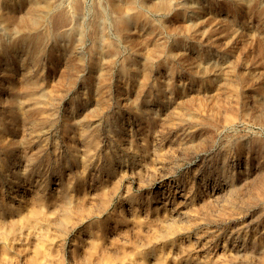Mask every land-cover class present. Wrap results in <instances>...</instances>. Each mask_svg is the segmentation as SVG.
<instances>
[{"label": "rangeland", "instance_id": "374dc122", "mask_svg": "<svg viewBox=\"0 0 264 264\" xmlns=\"http://www.w3.org/2000/svg\"><path fill=\"white\" fill-rule=\"evenodd\" d=\"M51 1L57 9L39 10L36 21L52 32L42 52L31 46L21 55L18 32L0 29L1 42L15 43L0 52V199L25 210L41 194L50 210L61 209L62 185L79 175L69 204L81 214L62 227L60 217L48 228L18 224L24 235L30 232L28 240L15 241L10 254L0 243V264H30L45 231L51 255L38 264H155L161 248L170 254L167 264H264V195L256 192L264 186V154L256 142L264 140V0H161L168 3L164 11L154 8L159 0H133L151 21L134 22L126 32L107 0H75L66 21L53 18L61 7L70 9L69 0ZM150 30L159 46L154 54L144 42ZM102 32L116 53L97 88L91 44ZM52 45L64 53L50 58ZM130 57L138 68L121 75L116 67ZM26 81L50 91L43 109L54 116L51 124L44 123L43 109L24 101ZM11 93L21 108L5 103ZM91 135L97 143L89 146ZM6 217L1 213L0 222Z\"/></svg>", "mask_w": 264, "mask_h": 264}, {"label": "bare ground", "instance_id": "6f19581e", "mask_svg": "<svg viewBox=\"0 0 264 264\" xmlns=\"http://www.w3.org/2000/svg\"><path fill=\"white\" fill-rule=\"evenodd\" d=\"M55 1V0H54ZM58 1V0H57ZM62 1V0H61ZM75 0H69L70 4H69V8L70 9H64L61 7V9L57 10V14H55V17L53 19L58 20V21H66L69 19L70 13L71 11L73 12L75 10V6L73 5ZM108 2H111L112 6L114 9H116V12L119 14L117 15L116 18V23L118 25L119 31H129L130 28L132 27L131 24L134 22H146V21H151V18L149 17V15H147L145 13L144 10H142L138 5L133 3V0H107ZM242 1V0H241ZM64 2V1H63ZM168 2V0H167ZM166 1H161L159 0L158 2H156L154 4V8H156L157 10L162 9L163 11L167 9L168 7V3ZM67 3V1H66ZM65 3V4H66ZM89 3V2H88ZM175 3V2H174ZM244 4L249 5V0H243ZM55 3L51 0H0V24H1V28L3 31H8V30H12L15 32H18L16 39L17 41H19L22 46H21V55L27 54L28 50L30 49L31 46H34L36 49V52H42L47 45V40L50 39L51 37V28L49 27L48 24L43 25L41 28H37V24L36 21L39 18L40 14H39V10L42 9H53L56 8ZM80 4V3H79ZM78 4V5H79ZM82 4V3H81ZM110 4V3H109ZM153 4V2H152ZM187 4V3H186ZM194 4V3H193ZM221 4V3H220ZM61 5V4H60ZM4 6L5 10L2 9V7ZM77 6V4H76ZM149 6V5H148ZM153 8V5H150ZM226 6V5H225ZM65 7V6H64ZM68 7V6H67ZM80 7V6H79ZM147 7V6H146ZM95 8V7H94ZM150 8V7H149ZM259 8V7H258ZM57 9V8H56ZM82 9V8H81ZM103 9V8H102ZM170 9V7H169ZM182 9V7H181ZM80 10V9H78ZM88 10V9H87ZM105 10V9H103ZM113 11V9H111ZM149 10V9H148ZM155 10V9H154ZM226 10V9H225ZM249 10V9H248ZM253 10V9H252ZM54 11V9H53ZM82 11V10H81ZM106 11V10H105ZM126 11V13L124 12ZM156 11V10H155ZM168 11V10H167ZM172 11V10H171ZM115 12V11H114ZM115 12V13H116ZM124 12V14H122ZM230 12V11H229ZM234 12V11H233ZM247 12V11H246ZM48 14V13H47ZM91 14V13H90ZM106 14V13H105ZM150 14V13H149ZM247 14V13H246ZM102 15V12H101ZM107 15V14H106ZM105 15V16H106ZM113 16V15H112ZM152 16V15H151ZM253 16V15H252ZM114 17H116L114 15ZM232 17V16H231ZM258 17V16H257ZM256 17V18H257ZM102 18V17H100ZM97 18V19H100ZM264 18V17H263ZM47 19V18H46ZM226 19V18H225ZM96 20V19H95ZM199 20V19H198ZM101 21V20H100ZM168 21V20H167ZM190 21V20H189ZM48 22V21H47ZM68 22V21H67ZM109 22V21H108ZM191 22V21H190ZM235 22V21H234ZM61 23V22H60ZM103 23V22H102ZM187 23V22H186ZM53 24V23H52ZM67 24V23H66ZM63 24V25H66ZM100 24V23H99ZM106 24V23H105ZM168 24V23H167ZM195 24V23H193ZM54 25V24H53ZM57 25V24H56ZM61 25V24H60ZM264 25V24H263ZM68 26V25H67ZM87 26V25H86ZM131 26V27H130ZM183 26V25H182ZM216 26V25H215ZM61 27V26H60ZM66 27V26H65ZM110 27V26H108ZM194 27V26H193ZM207 27V26H206ZM59 29V27H56ZM82 28V27H81ZM176 28V27H175ZM214 28V26H213ZM76 31H78V38H82L81 37V33L80 30L78 28H74ZM184 29V28H183ZM189 29V28H188ZM53 30V29H52ZM115 30V29H114ZM54 31V30H53ZM116 31L117 28H116ZM209 31V30H208ZM213 31V30H212ZM237 31V30H236ZM86 32V31H85ZM183 32V31H182ZM216 32V31H215ZM117 33V32H116ZM77 34V33H76ZM85 33H83L84 35ZM142 34L138 32V36ZM12 35V34H11ZM87 35V34H86ZM210 35V34H209ZM212 35V34H211ZM220 35V34H219ZM89 36V35H87ZM85 37V36H84ZM91 37V36H90ZM95 41H92V49L91 52L93 54V57H95V62L93 63V67H92V72L98 76V84H97V88L99 87V82L103 81L106 77L107 74L109 72V68L111 65V61L114 60L115 58V51H116V47L112 42V39L110 36H107L105 34H101V40L97 37L94 36ZM93 37V38H94ZM126 37V36H125ZM136 38V37H135ZM155 34L153 31H148L146 33V35H144V42L145 43H149L150 48L148 49L152 54L157 53V49L155 43H153V41L155 40ZM210 38V37H209ZM134 39V38H132ZM207 39V38H205ZM211 39V38H210ZM77 40V39H76ZM100 40V41H99ZM135 40V39H134ZM142 40V39H141ZM209 40V39H208ZM85 41V40H84ZM87 41V40H86ZM180 41V40H179ZM6 42H1L0 41V52H6L5 50L8 49H12L15 45L14 42L12 43H7ZM78 42V41H77ZM116 42V41H115ZM139 42V40H138ZM49 43V42H48ZM134 43V42H133ZM136 43V42H135ZM51 44V43H50ZM86 44V43H85ZM118 45V43H117ZM121 45V44H120ZM159 45V44H158ZM70 46V45H69ZM80 46V45H79ZM135 46V45H133ZM162 46V45H161ZM118 48V47H117ZM121 48V47H120ZM76 49V48H75ZM79 49V48H78ZM86 49V48H85ZM143 49V48H142ZM193 50V49H192ZM49 56L50 58H52L54 55H60L61 53H64L63 50L61 49H57V47L55 45L50 46L49 49ZM85 51V50H84ZM143 52V51H142ZM146 53V52H145ZM180 53V52H179ZM169 54V53H168ZM174 54V53H173ZM177 54V53H176ZM182 54V53H181ZM125 55V54H124ZM72 57V56H71ZM74 57V56H73ZM76 57V56H75ZM80 57V56H79ZM117 57V56H116ZM154 57V56H153ZM194 58V57H192ZM71 59V58H70ZM182 59V58H181ZM180 59V60H181ZM223 59V58H222ZM69 60V59H68ZM75 60V59H74ZM120 60V59H119ZM140 60V59H139ZM130 61L131 62V66L132 69H130L127 65V62ZM158 61V60H157ZM210 61V60H209ZM68 62V61H67ZM74 62V61H73ZM78 62V61H77ZM113 62V61H112ZM215 62V61H214ZM213 62V63H214ZM174 63V62H173ZM187 63V60H186ZM206 63V62H205ZM65 64V63H64ZM79 64V63H78ZM201 64V63H200ZM117 65V64H116ZM173 66V65H172ZM203 68L206 67L205 64L202 65ZM223 66V65H222ZM63 66H61L62 68ZM82 67V66H81ZM66 68V67H65ZM117 70L121 75H128V74H132L131 72L135 71V69L138 68V63L137 60H135L134 58L130 57L125 59L124 61H121L118 65H117ZM67 69V68H66ZM143 69V67H142ZM21 70V69H20ZM60 70V69H59ZM260 70V69H259ZM31 71V70H30ZM81 71V70H80ZM71 72V71H70ZM165 72V71H163ZM217 72V71H216ZM206 73V72H205ZM21 74V73H20ZM59 74H61V72H59ZM67 74V73H66ZM71 74V73H70ZM244 74V73H243ZM248 74V73H247ZM246 74V75H247ZM252 74V73H251ZM133 75V74H132ZM178 75V73H177ZM60 77V76H59ZM169 77V76H168ZM78 78V77H77ZM67 80V79H66ZM22 81V80H21ZM63 81V80H62ZM74 81V80H73ZM14 82V81H13ZM200 82V81H199ZM228 83V82H227ZM21 84V83H20ZM19 84V85H20ZM219 84V83H218ZM56 85V84H55ZM171 85V84H170ZM200 85V84H199ZM235 85V84H234ZM22 86V85H21ZM24 86V101L29 103L31 106H34L36 109H43L44 107V103L47 100V97L50 96L48 89L44 88V86H42L40 83L36 82V81H30V82H25L23 84ZM190 86V85H189ZM218 86V85H217ZM19 87V86H18ZM50 87V85H49ZM54 87V86H53ZM106 88V87H105ZM54 89V88H53ZM168 89V88H167ZM52 90V89H51ZM62 90V89H61ZM185 90V89H184ZM179 91V90H178ZM60 92V91H59ZM177 92V91H176ZM250 92H254L253 90H250ZM176 94V93H175ZM249 94V93H248ZM54 95V94H53ZM59 95V94H58ZM171 95V94H170ZM171 97V96H170ZM20 98V97H19ZM16 97V95L14 93H11L9 95V97L6 99V104L9 105V107L13 108V109H18L21 108V101H19ZM22 98V99H23ZM121 98V97H120ZM168 99V98H167ZM183 99H181L182 101ZM258 100V99H257ZM160 101V100H159ZM172 101V100H171ZM53 102V101H52ZM180 102V101H179ZM148 103V102H147ZM178 103V102H177ZM264 103V102H263ZM161 104V103H160ZM180 105V104H179ZM202 106V105H201ZM205 107V106H204ZM174 109V108H173ZM215 109V108H214ZM178 110V109H176ZM182 110V109H181ZM190 110V109H189ZM44 114L46 116H43V118L45 119V124H51L54 121V116H50V113L48 110L43 109ZM170 111V109H169ZM180 111V109H179ZM192 111V110H191ZM102 112V111H101ZM198 112V111H197ZM97 113V111L95 112ZM138 117H143V112L141 111H137L136 112ZM213 113V112H212ZM183 114V113H182ZM200 114V112H199ZM211 114V113H210ZM173 115V114H171ZM195 115V113H194ZM263 115V114H262ZM163 116V115H162ZM167 116V115H165ZM180 116V115H178ZM193 117V116H192ZM21 120L25 122H27V117L26 116H20ZM76 118V117H75ZM163 118V117H162ZM191 118V116H190ZM193 119V118H192ZM191 119V120H192ZM199 119V118H198ZM197 119V120H198ZM187 120V119H186ZM203 120V119H201ZM149 121V120H148ZM184 122V121H182ZM200 122V121H199ZM211 122V121H210ZM227 122V121H226ZM226 122L224 125H226ZM148 123V122H147ZM187 123V122H186ZM229 123V122H227ZM149 124V123H148ZM160 124V123H159ZM192 124V123H191ZM189 124V125H191ZM233 124V123H232ZM178 125V124H177ZM188 125V126H189ZM198 125V124H197ZM212 125V123L210 124ZM209 125V126H210ZM217 125V124H215ZM229 125V124H228ZM130 126V125H129ZM175 126V125H174ZM150 127V126H149ZM190 127V126H189ZM197 127V126H196ZM200 127V125H199ZM49 128V127H48ZM159 128V127H158ZM213 129V128H212ZM174 130V129H173ZM215 130V129H214ZM50 131V130H49ZM157 131V130H156ZM192 131V129H191ZM105 132V131H104ZM131 133V132H130ZM193 133V132H192ZM183 134V133H182ZM195 134V133H194ZM176 136V134L174 135ZM178 136V135H177ZM183 136V135H182ZM255 138V137H254ZM183 139V138H181ZM104 140V139H103ZM180 140V139H179ZM151 141V140H150ZM152 142V141H151ZM257 143H259V152H262L264 154V140H257ZM97 143V137L96 135H91L88 137V145L92 146L95 145ZM133 143V142H132ZM153 143V142H152ZM179 143V141H178ZM238 143V142H237ZM252 143V142H251ZM239 145V144H238ZM257 146V145H255ZM145 147V146H144ZM247 147V146H246ZM242 148V147H241ZM256 148V147H255ZM21 152H23V147L19 148ZM27 149V148H26ZM158 149V148H157ZM253 149V148H252ZM162 150V149H161ZM237 150H239L237 148ZM242 150V149H241ZM156 151V150H155ZM163 151V150H162ZM240 151V150H239ZM257 151V150H256ZM140 152V151H139ZM129 153V152H128ZM154 153V151L152 152ZM225 155V154H223ZM261 155V154H260ZM71 159L75 160L76 156L74 151H72L70 153ZM82 156V155H81ZM157 156V155H156ZM226 157V156H225ZM224 158V157H223ZM82 160V159H81ZM122 160V159H121ZM146 160V159H145ZM226 160V159H225ZM83 162L84 159L82 160ZM224 161V160H222ZM127 162V161H126ZM118 163V162H117ZM160 163V162H159ZM228 163V162H227ZM121 164V163H120ZM154 164V163H153ZM225 164V163H223ZM222 165V164H221ZM83 166L85 167L86 165L83 164ZM158 166V165H157ZM21 167V166H20ZM129 168V167H128ZM222 168V167H221ZM225 168V167H224ZM229 168V167H228ZM132 169V168H131ZM147 170V169H146ZM147 172V171H146ZM223 172V171H222ZM124 173V172H123ZM136 173V172H135ZM131 174V173H129ZM160 174V173H159ZM165 174V173H164ZM119 176V175H118ZM128 176V175H127ZM224 176V175H223ZM227 176V175H226ZM233 176V175H232ZM120 177V176H119ZM118 177V178H119ZM123 177V176H122ZM164 177V176H163ZM117 178V179H118ZM122 179V178H121ZM166 179V178H165ZM82 180V177L77 175V176H73L71 178V182L70 183H66L64 185H62L61 187V197L65 200L63 205L61 206V209L58 208L57 210L54 209L53 206H50L52 210L49 209V199H47L46 197L42 196L41 194H37L35 200H36V204L32 207L28 206V208H26L25 210L20 209L21 205L19 207H11V205H6V203H4V201L2 199H0V214L5 213L7 215L6 218H3L2 221L4 223L0 224H7V225H0V243L2 244V248H3V252L5 254H10L11 251H13V246L15 244V241H20V240H28V236L30 235V232H28L27 234L24 235V232L21 229H18V224H22L23 226H31V225H39L42 226L43 228H48L50 225H55V221H56V217H60L58 222V226L62 227L65 225V223L69 222L72 223L74 221H76V219H78L79 215L81 214L80 209H74L71 207V205L69 204V201L71 199V193H70V189L78 182H80ZM116 180V179H115ZM160 180V179H159ZM168 180V178H167ZM56 182V181H55ZM156 182V181H155ZM153 183V182H152ZM160 183V182H159ZM172 183V182H171ZM57 184V183H56ZM90 184V183H89ZM123 184V183H122ZM175 184V183H174ZM257 184V183H256ZM261 183H259L258 185H260ZM264 184V183H263ZM183 185V184H182ZM231 187V186H230ZM256 187V185H255ZM107 188V187H106ZM109 188V187H108ZM159 188V187H158ZM184 188V187H183ZM235 188V187H234ZM237 188V187H236ZM259 188V192L256 190V192L258 194H262L264 195V186H260L257 187ZM57 189V188H56ZM127 189V188H125ZM168 189V188H167ZM175 190V189H174ZM177 190V189H176ZM184 190V189H183ZM192 190V189H191ZM231 190V189H230ZM107 191V190H106ZM126 191V190H125ZM190 191V190H189ZM118 192V191H117ZM191 192V191H190ZM189 192V193H190ZM253 192V191H252ZM255 192V191H254ZM188 193V194H189ZM256 193V194H257ZM165 194V193H164ZM187 194V193H186ZM185 194V195H186ZM192 194H194L192 192ZM251 194V193H250ZM124 195V194H123ZM183 195V194H182ZM261 195V196H262ZM84 196V195H83ZM112 196V195H111ZM114 196V195H113ZM127 196V195H126ZM151 196V195H150ZM149 196V197H150ZM173 196V193H172ZM257 196V195H256ZM162 197V196H161ZM189 197V196H187ZM235 197V196H234ZM253 197V196H252ZM250 197V198H252ZM260 197V196H259ZM263 197V196H262ZM137 198V197H136ZM160 198V197H159ZM186 198V197H185ZM193 198V197H190ZM158 199V198H157ZM166 199V198H165ZM231 199V198H230ZM154 200V199H152ZM171 200V199H170ZM183 200V199H182ZM181 200V201H182ZM191 200V199H190ZM233 200V199H231ZM249 200V198H248ZM120 201V200H119ZM176 201V200H175ZM247 201V200H246ZM78 202V201H77ZM167 202V201H166ZM171 202V201H170ZM231 202V201H230ZM149 203V202H148ZM74 204V203H73ZM147 204V203H146ZM171 204V203H170ZM112 205V204H110ZM150 205V204H149ZM157 205V204H156ZM173 205V204H172ZM189 205V204H188ZM195 205V204H194ZM77 207V206H76ZM111 207V206H110ZM145 207V206H144ZM159 207V206H157ZM162 207V206H161ZM160 207V208H161ZM183 207V206H182ZM186 207V206H185ZM140 208V207H139ZM150 209V208H149ZM183 209V208H182ZM181 209V210H182ZM129 210V209H128ZM148 210V209H146ZM151 210V209H150ZM180 210V212H181ZM61 211V212H60ZM113 211V210H112ZM130 211V210H129ZM136 211V210H135ZM185 211V210H184ZM130 213V212H129ZM144 213V212H143ZM161 213V212H160ZM164 213V212H163ZM170 213V212H169ZM183 213V212H182ZM189 213V212H188ZM54 216H53V215ZM131 214V213H130ZM138 214V212H137ZM150 215V213H148ZM152 214V213H151ZM177 214V213H176ZM184 214V213H183ZM219 214V213H218ZM52 215V216H51ZM143 215V214H142ZM145 215V214H144ZM178 215V214H177ZM209 215V214H208ZM96 216V215H95ZM180 216V215H179ZM94 217V216H93ZM99 217V216H98ZM165 217V216H164ZM172 217V216H171ZM178 217V216H177ZM144 218V217H143ZM159 218V217H158ZM168 218V217H167ZM170 218V217H169ZM153 219V218H152ZM172 219V218H171ZM174 219V218H173ZM176 219V218H175ZM178 219V218H177ZM180 219V218H179ZM138 220V219H137ZM142 220V219H141ZM140 220V221H141ZM157 220V219H156ZM186 220H188L186 218ZM205 220V219H204ZM134 221V220H133ZM145 221V220H144ZM175 221V220H174ZM184 221V220H183ZM84 222V221H83ZM153 222V221H151ZM157 222V221H156ZM191 222V221H190ZM189 222V223H190ZM201 222V221H200ZM204 222V221H203ZM150 223V222H149ZM159 223V221H158ZM157 223V224H158ZM164 223V222H163ZM143 224V223H142ZM141 224V225H142ZM147 224V223H146ZM156 224V225H157ZM183 224V223H182ZM179 224V225H182ZM184 224H186L184 222ZM188 224V223H187ZM186 224V225H187ZM82 225V224H81ZM132 225V224H131ZM155 225V224H154ZM169 225V224H168ZM193 225V224H191ZM204 225V224H203ZM202 225V226H203ZM206 225V224H205ZM31 226V227H33ZM57 226V227H58ZM138 226V225H137ZM136 226V227H137ZM195 226V225H194ZM216 226V224H215ZM37 227V226H36ZM89 227V225H88ZM146 227V226H145ZM144 227V228H145ZM157 227V226H156ZM181 227V226H180ZM183 227V226H182ZM188 227V226H187ZM204 227V226H203ZM214 227V226H213ZM20 228V227H19ZM34 228V227H33ZM39 228V227H38ZM68 228V227H67ZM163 228V226H162ZM171 228V227H170ZM153 229V228H152ZM159 229V228H158ZM172 229V228H171ZM175 230V228H173ZM184 229V228H183ZM187 229V228H186ZM217 229V228H216ZM225 229V228H224ZM28 230V229H27ZM35 230V228H34ZM141 230V229H140ZM148 230V229H147ZM160 230V229H159ZM185 230V229H184ZM199 230V229H198ZM211 230V229H209ZM213 230V229H212ZM220 230V229H219ZM61 231H64L63 229H61ZM136 231V230H135ZM166 231H168L166 229ZM187 231V230H186ZM202 231V230H201ZM200 231V232H201ZM206 231V230H205ZM70 232V231H69ZM147 232V231H146ZM155 232V231H154ZM173 233V231H171ZM176 232V231H175ZM204 232V231H203ZM202 232V233H203ZM231 232V231H230ZM233 232V231H232ZM98 233V232H97ZM153 233V232H152ZM169 233V232H167ZM207 233V232H206ZM218 233V232H216ZM67 234V233H66ZM72 234V233H71ZM132 234V233H131ZM136 236V233H134ZM147 234V233H146ZM150 234V233H149ZM160 234V233H159ZM191 234V233H190ZM258 234V233H257ZM49 235V234H48ZM114 235V234H113ZM139 235V234H138ZM176 235V234H175ZM202 235V234H200ZM209 235V234H208ZM50 236V235H49ZM67 236V235H66ZM148 236V235H147ZM155 236V235H154ZM180 236V235H179ZM195 236V235H194ZM213 236V235H212ZM256 236V235H255ZM121 237V236H120ZM170 237V236H169ZM168 237V238H169ZM173 237V236H172ZM122 238V237H121ZM139 238V237H138ZM149 238V237H148ZM154 238V237H153ZM174 238V237H173ZM181 238V237H180ZM197 238V236H196ZM210 238V237H209ZM208 238V239H209ZM213 238V237H211ZM226 238V237H225ZM65 239V238H64ZM112 239V238H111ZM137 239V238H136ZM186 239V237H185ZM229 239V238H228ZM58 240V239H57ZM67 240V239H66ZM162 240V239H161ZM165 240V239H164ZM182 240V239H181ZM206 240V239H205ZM35 241V240H34ZM54 241V240H53ZM127 241V240H126ZM139 241V240H138ZM142 241V239H141ZM153 241V239H152ZM179 241V240H178ZM234 241V240H233ZM16 242V243H18ZM161 242V241H160ZM174 242V241H173ZM187 242V241H186ZM198 242V241H197ZM200 242V241H199ZM224 242V241H223ZM222 242V243H223ZM112 243V242H111ZM123 243V241H122ZM126 243V242H125ZM139 243V242H138ZM227 243V242H226ZM59 244V243H58ZM181 244V243H180ZM193 244H195V242L193 241ZM202 244H205L202 243ZM225 244V243H224ZM112 245V244H111ZM198 245V244H197ZM196 245V246H197ZM184 246V245H183ZM182 246V247H183ZM189 246V245H188ZM201 246V245H200ZM220 246V245H219ZM223 246V245H222ZM243 246V245H241ZM22 247V246H21ZM32 247V246H31ZM49 242H48V236H47V232L45 231L44 233L41 234V236H39L38 241L35 243L34 246V255L31 257H28V260L30 261V264H38L39 258L44 256V257H48L51 255V251L49 249ZM86 247V246H85ZM91 247V246H90ZM140 247V246H139ZM25 248V246H24ZM97 247H95V244H93V249H96ZM145 248V247H143ZM200 248V247H197ZM202 248V247H201ZM214 248V247H213ZM215 249V248H214ZM185 250V249H184ZM121 251V250H120ZM144 251V250H143ZM171 251V250H170ZM189 251V250H188ZM215 251V250H214ZM55 252V251H53ZM85 252V251H84ZM134 252V251H133ZM132 252V253H133ZM217 252V251H216ZM221 252V251H220ZM29 253V252H28ZM63 253V252H62ZM117 253V252H115ZM222 253V252H221ZM231 253V251H230ZM249 253V252H248ZM30 254V253H29ZM60 254V253H59ZM82 254V253H81ZM80 254V255H81ZM102 254V253H101ZM175 254V253H174ZM220 254V253H219ZM228 254V253H227ZM226 254V255H227ZM234 254V253H233ZM254 254V253H252ZM257 254V253H256ZM260 254V253H259ZM56 255V254H55ZM83 255V254H82ZM170 254H168V250L161 248L159 251L156 252V257H155V264H167L168 259H170ZM183 255V254H181ZM230 255V254H229ZM178 256V255H177ZM223 256V255H222ZM259 256V255H258ZM264 256V253H263ZM262 256V257H263ZM113 257V256H112ZM135 257V256H134ZM75 258V257H74ZM130 258V257H129ZM132 258V257H131ZM71 259V258H70ZM262 259V258H261ZM5 260H8V258L5 257ZM77 260V259H76ZM95 261V259H93ZM175 260V259H174ZM27 261V260H26ZM43 261V260H42ZM44 262V261H43ZM58 262V261H57ZM264 262V261H263ZM73 263V262H72ZM112 263V261H111ZM43 264H53V263H43ZM119 264V263H117ZM141 264H147L145 260H142ZM153 264V263H151Z\"/></svg>", "mask_w": 264, "mask_h": 264}]
</instances>
